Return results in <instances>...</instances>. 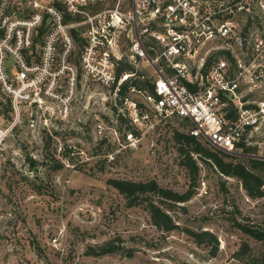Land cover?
Returning a JSON list of instances; mask_svg holds the SVG:
<instances>
[{
  "label": "rangeland",
  "instance_id": "rangeland-1",
  "mask_svg": "<svg viewBox=\"0 0 264 264\" xmlns=\"http://www.w3.org/2000/svg\"><path fill=\"white\" fill-rule=\"evenodd\" d=\"M6 68L16 71L11 57ZM129 99L147 109L141 96ZM7 102L0 90V124L10 130L0 147V264H260L264 242L243 227L264 228V197L194 153L185 159L174 137L189 133L188 122L149 115L135 124L131 107L90 81L68 116ZM250 138L264 156V124ZM111 180L155 181L191 197L167 209L177 228L166 232L147 202L130 206ZM187 230L211 232L218 248Z\"/></svg>",
  "mask_w": 264,
  "mask_h": 264
},
{
  "label": "built area",
  "instance_id": "built-area-1",
  "mask_svg": "<svg viewBox=\"0 0 264 264\" xmlns=\"http://www.w3.org/2000/svg\"><path fill=\"white\" fill-rule=\"evenodd\" d=\"M83 81L116 96L127 83L147 82L152 91L129 86L123 99L135 124L149 115L188 122L190 135L241 155L264 124V0H10L0 6V90L15 111L31 106L68 116ZM129 94L141 96L147 109ZM9 131L0 124V147Z\"/></svg>",
  "mask_w": 264,
  "mask_h": 264
},
{
  "label": "trees",
  "instance_id": "trees-1",
  "mask_svg": "<svg viewBox=\"0 0 264 264\" xmlns=\"http://www.w3.org/2000/svg\"><path fill=\"white\" fill-rule=\"evenodd\" d=\"M41 32L38 33V37H41ZM122 70H132L128 65H124ZM129 86H135L138 89L153 90L151 84L143 81H134L127 83L120 91L118 98L123 102L124 97L127 95V88ZM6 95V94H5ZM8 100V109H12L11 98L6 95ZM10 107V108H9ZM122 118V117H121ZM123 119V118H122ZM176 143L180 146L179 151L185 159H192V153L199 156L202 161H210L215 167L225 176L233 177L242 182L247 194L252 198L264 197V156L257 154V147L244 146V150L241 154L243 161L233 162L227 161L231 154L216 150L212 151L207 148V145L198 138L188 134L176 132L174 137ZM237 158V157H236ZM110 184L117 189L127 199L130 206L140 205L142 202L148 203V210L151 215L152 223L158 229L170 232L177 228L172 221V218L167 213V209L173 207L175 203H184L191 197L190 194H179L170 189L160 187L155 181L149 182H132L125 180H111ZM151 197H157L159 204L154 203ZM244 231L251 234L255 238L264 242V238L261 232L262 229H248L243 227ZM187 233L193 238L198 245L207 244L213 246V251L218 248L219 242L214 234L209 231L195 232L193 230H187ZM113 249V248H112ZM244 251L248 249L247 244L243 246ZM102 253L113 252L111 248L101 247ZM260 264H264V254L261 257Z\"/></svg>",
  "mask_w": 264,
  "mask_h": 264
},
{
  "label": "water",
  "instance_id": "water-1",
  "mask_svg": "<svg viewBox=\"0 0 264 264\" xmlns=\"http://www.w3.org/2000/svg\"><path fill=\"white\" fill-rule=\"evenodd\" d=\"M262 237L264 238V232H261Z\"/></svg>",
  "mask_w": 264,
  "mask_h": 264
}]
</instances>
